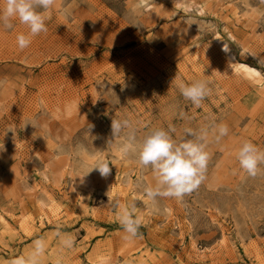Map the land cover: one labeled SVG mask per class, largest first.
<instances>
[{
	"label": "rangeland",
	"instance_id": "obj_1",
	"mask_svg": "<svg viewBox=\"0 0 264 264\" xmlns=\"http://www.w3.org/2000/svg\"><path fill=\"white\" fill-rule=\"evenodd\" d=\"M13 23L0 26V264L40 238L41 264H264V175L234 174L245 140L264 150V0H56L24 50L28 30ZM215 42L260 84L229 73ZM196 80L212 89L200 107L178 88ZM113 119L138 139L169 125L174 139L213 122L230 131L209 145L196 191L154 205L141 188L153 174L121 154ZM132 201L142 226L125 240L115 204Z\"/></svg>",
	"mask_w": 264,
	"mask_h": 264
},
{
	"label": "clouds",
	"instance_id": "obj_2",
	"mask_svg": "<svg viewBox=\"0 0 264 264\" xmlns=\"http://www.w3.org/2000/svg\"><path fill=\"white\" fill-rule=\"evenodd\" d=\"M177 2L178 0H175V3ZM55 4L56 0H2L0 26L5 30H12L15 20L26 26L27 33H19L16 36L18 48L24 50L30 46L32 37L48 31L46 25L51 19ZM178 88L183 98L196 107H200L212 92L207 80H196L191 84L181 82ZM111 131L115 139L122 137L120 152L123 156H134L142 169L151 170L155 184L141 185V188L148 200L155 205L161 198H172L183 203L185 196L196 191L206 180L211 159L209 145L220 144L229 135L230 130L226 123L213 122L199 130L186 128L185 136L174 139L171 133H175L176 129L169 125L167 130L151 129L142 139H138L130 120L113 119ZM235 159L239 169L234 170V174L238 171L249 178L264 175V150L253 142L245 140L236 150ZM93 169L98 170L102 177H106L111 171L109 162L103 159L97 160ZM115 208L119 209L118 220L125 233L124 239L137 238L142 226L140 217L136 215L137 203L132 201L123 206L116 203ZM58 237L61 247L73 246L74 241L70 236L58 233ZM45 249V240L37 239L33 242L31 252L14 259L11 264H41Z\"/></svg>",
	"mask_w": 264,
	"mask_h": 264
},
{
	"label": "bare ground",
	"instance_id": "obj_3",
	"mask_svg": "<svg viewBox=\"0 0 264 264\" xmlns=\"http://www.w3.org/2000/svg\"><path fill=\"white\" fill-rule=\"evenodd\" d=\"M216 43V42H215ZM218 44L219 49L227 56V63L228 65V71L231 74H240L245 79L252 81L253 83H256L257 85L260 84V77L257 75V72L248 67L247 65L240 64L236 62V60L233 58V56L228 52L227 48L225 47L224 43H216ZM224 55V56H225ZM236 77V76H235Z\"/></svg>",
	"mask_w": 264,
	"mask_h": 264
}]
</instances>
